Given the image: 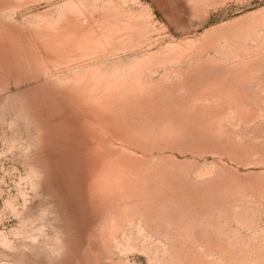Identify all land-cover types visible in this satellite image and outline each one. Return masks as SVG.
<instances>
[{"label":"rangeland","instance_id":"rangeland-1","mask_svg":"<svg viewBox=\"0 0 264 264\" xmlns=\"http://www.w3.org/2000/svg\"><path fill=\"white\" fill-rule=\"evenodd\" d=\"M0 264H264V0H0Z\"/></svg>","mask_w":264,"mask_h":264}]
</instances>
